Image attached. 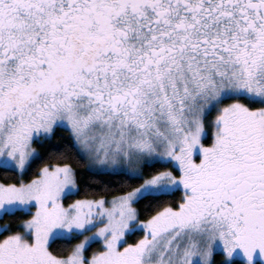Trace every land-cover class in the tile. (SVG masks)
<instances>
[{"label":"snow or ice","instance_id":"snow-or-ice-1","mask_svg":"<svg viewBox=\"0 0 264 264\" xmlns=\"http://www.w3.org/2000/svg\"><path fill=\"white\" fill-rule=\"evenodd\" d=\"M0 264H264V0H0Z\"/></svg>","mask_w":264,"mask_h":264},{"label":"trees","instance_id":"trees-1","mask_svg":"<svg viewBox=\"0 0 264 264\" xmlns=\"http://www.w3.org/2000/svg\"><path fill=\"white\" fill-rule=\"evenodd\" d=\"M59 135V133H58ZM55 137L53 138L54 142H55ZM37 147H39V145H37ZM61 162H65V161H61ZM66 162H70L73 164V167L77 168L78 170V173H83L84 174V178L87 179V176H88V173L85 172L84 170V167L82 165V163H79L75 160H72V159H69L67 160ZM90 188H91V191L88 193L89 195H96V196H99V195H111V193H105L104 191H102V185H95V184H92L90 185ZM81 194H85L82 190ZM179 195V193L177 194Z\"/></svg>","mask_w":264,"mask_h":264}]
</instances>
